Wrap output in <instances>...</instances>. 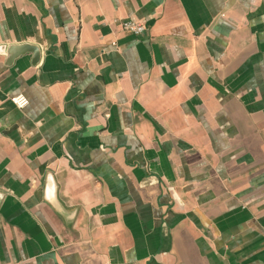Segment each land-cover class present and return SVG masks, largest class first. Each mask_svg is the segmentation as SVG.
Masks as SVG:
<instances>
[{"label":"crops","instance_id":"crops-1","mask_svg":"<svg viewBox=\"0 0 264 264\" xmlns=\"http://www.w3.org/2000/svg\"><path fill=\"white\" fill-rule=\"evenodd\" d=\"M0 48V264H264V0H0Z\"/></svg>","mask_w":264,"mask_h":264},{"label":"built area","instance_id":"built-area-1","mask_svg":"<svg viewBox=\"0 0 264 264\" xmlns=\"http://www.w3.org/2000/svg\"><path fill=\"white\" fill-rule=\"evenodd\" d=\"M119 27L122 32L133 34V35H139L145 30V27L142 23L132 18L123 20L119 24ZM11 101L19 109H23L28 105L27 98L22 94H18L12 97Z\"/></svg>","mask_w":264,"mask_h":264},{"label":"water","instance_id":"water-1","mask_svg":"<svg viewBox=\"0 0 264 264\" xmlns=\"http://www.w3.org/2000/svg\"><path fill=\"white\" fill-rule=\"evenodd\" d=\"M0 50H1V48H0ZM2 50H3V48H2ZM29 50H32V48H30L28 46H25V47L23 46L20 50H17L15 52H13V49L9 48L6 52V54H13L12 56L16 57L18 53L20 54V52L21 53L28 52ZM34 51H35V49L31 52H34Z\"/></svg>","mask_w":264,"mask_h":264}]
</instances>
